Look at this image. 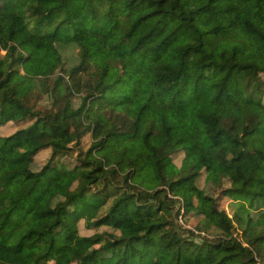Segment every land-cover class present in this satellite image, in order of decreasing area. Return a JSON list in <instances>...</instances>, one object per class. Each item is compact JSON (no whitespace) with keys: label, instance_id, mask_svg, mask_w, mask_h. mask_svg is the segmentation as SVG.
Returning <instances> with one entry per match:
<instances>
[{"label":"trees","instance_id":"16d2710c","mask_svg":"<svg viewBox=\"0 0 264 264\" xmlns=\"http://www.w3.org/2000/svg\"><path fill=\"white\" fill-rule=\"evenodd\" d=\"M203 1L0 0V264H264V0Z\"/></svg>","mask_w":264,"mask_h":264},{"label":"rangeland","instance_id":"374dc122","mask_svg":"<svg viewBox=\"0 0 264 264\" xmlns=\"http://www.w3.org/2000/svg\"><path fill=\"white\" fill-rule=\"evenodd\" d=\"M202 2H204V1L203 0L202 1L201 0H185L186 6H189V7H195L196 5L201 4ZM41 49H44V47H42ZM41 49H40V51L38 50V52L34 56V60H33V63H32L34 69H37L38 64L40 63L38 61L39 60L41 61V59L43 58V50H41ZM60 50H61V52L64 55H71V54L75 53V47L73 45L67 46L65 48L61 47ZM143 57H144V62L143 63L145 65V67H147L149 65L150 58H149L148 54H146V56H145V52H142V53H139V55L135 56V60H138L137 62H135V63L131 62L132 70H134L135 67L138 68L139 65H137V63L139 64V62L142 61ZM115 77H117V73L115 71H110L108 73V75H107L106 82H109L110 80L114 79ZM27 79H30V78H28V75H25L24 72H21L20 75L15 76L13 82L19 83V82L26 81ZM128 99L131 100V101H133V99H134L133 92L130 91V90L124 91V93L122 94V97L120 98V102L124 103ZM173 113L175 114V116L179 120V123H180L182 128H185V127H187L189 125V123L191 121L190 108H188V107H175L173 109ZM212 115H213V119L215 121L220 120L222 117L227 115V107L226 106L217 107ZM16 130H17V127L15 125L9 124L7 126L0 127V134L7 136V135L13 134ZM89 142H90L89 138H86L83 141L82 147L84 149H86L88 147V145H89ZM155 142L159 143L161 145L164 144L162 139L161 140L160 139H156ZM49 157H50V152L48 150L41 151L36 157L30 159L31 169L34 170V171H39L41 165L46 163ZM229 201L230 200L228 198H225V197L222 196V198L220 200V207L227 211L228 210V206H229ZM181 221H183L182 217H181L180 222ZM183 223H184V221H183ZM182 225L185 226V223L182 224ZM187 227L190 228V226H187Z\"/></svg>","mask_w":264,"mask_h":264},{"label":"built area","instance_id":"2783aa9c","mask_svg":"<svg viewBox=\"0 0 264 264\" xmlns=\"http://www.w3.org/2000/svg\"><path fill=\"white\" fill-rule=\"evenodd\" d=\"M180 220H181V217H180ZM181 224H183V221H181Z\"/></svg>","mask_w":264,"mask_h":264}]
</instances>
